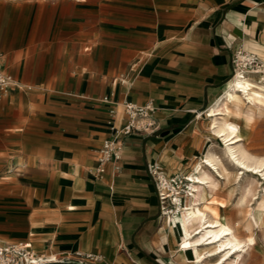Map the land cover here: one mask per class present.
<instances>
[{
	"label": "crops",
	"instance_id": "obj_1",
	"mask_svg": "<svg viewBox=\"0 0 264 264\" xmlns=\"http://www.w3.org/2000/svg\"><path fill=\"white\" fill-rule=\"evenodd\" d=\"M239 48L264 60V0H0V242L189 264L148 165L189 172ZM129 101L154 132L116 131ZM116 136L122 158L98 173Z\"/></svg>",
	"mask_w": 264,
	"mask_h": 264
},
{
	"label": "bare ground",
	"instance_id": "obj_2",
	"mask_svg": "<svg viewBox=\"0 0 264 264\" xmlns=\"http://www.w3.org/2000/svg\"><path fill=\"white\" fill-rule=\"evenodd\" d=\"M257 107H264V71L240 69L230 79L222 95L208 107L207 114L213 120L212 132L223 143L224 153L233 169L230 170L210 148L187 174L189 191L182 201L180 214L173 218V222L180 247L190 263L242 264L243 255L239 252H248L252 247L249 240H243L239 235V226L232 224L223 212L224 202L212 197V193L218 192L222 185L211 180V172L218 179H223L231 192L234 190L233 182L243 174L264 177V158L253 155L244 146V135L237 121L225 122L240 111L251 116ZM255 181L246 178L242 184L245 198L255 190Z\"/></svg>",
	"mask_w": 264,
	"mask_h": 264
},
{
	"label": "built area",
	"instance_id": "obj_3",
	"mask_svg": "<svg viewBox=\"0 0 264 264\" xmlns=\"http://www.w3.org/2000/svg\"><path fill=\"white\" fill-rule=\"evenodd\" d=\"M0 52V97L6 94L14 84L12 76L7 73L2 64ZM233 76L237 70L264 71V60L255 52L245 51L239 48L235 51L232 60ZM232 76V77H233ZM107 100V98H106ZM129 121L121 129L116 130L124 134H130L134 130L145 129L154 132L155 123L147 118L152 110L151 105L140 106L133 102L124 103ZM122 158V142L118 137L104 142L100 157L98 173L105 171V164L109 161L118 162ZM148 173L153 181L160 201L161 212L168 220H172L181 212L182 201L189 191L187 173L167 175L163 166L158 162L148 165ZM52 262H64L73 264H112L103 255L94 252L73 251L61 253L58 256L45 257L39 255L31 242L8 243L0 242V264H45Z\"/></svg>",
	"mask_w": 264,
	"mask_h": 264
},
{
	"label": "rangeland",
	"instance_id": "obj_4",
	"mask_svg": "<svg viewBox=\"0 0 264 264\" xmlns=\"http://www.w3.org/2000/svg\"><path fill=\"white\" fill-rule=\"evenodd\" d=\"M252 74L257 75L255 73ZM244 107L246 108L247 105H244ZM254 111L255 113L251 116L245 111H240L235 116L225 119V122L237 121L244 135V141H242L244 146L253 155L264 158V107L254 108ZM210 121L211 119H209L211 127L212 123ZM206 135V146L201 148L198 155L185 170H188L190 174L193 166L202 159L210 148H213L226 166L232 170L233 167L229 164L227 156L224 153L223 143L212 132V129ZM246 178L256 180V188L247 198L242 194V184ZM211 180L219 182L222 185V188L218 192L212 193V197L224 202V206L222 207L223 212L228 216L232 224L239 226V235L242 239L249 240L252 244L248 252H239L243 255L242 264H264V177L258 174H243L237 181L233 182L234 190L232 192L229 191L224 180L218 179L215 173L211 172ZM188 257L190 259V256ZM189 264L194 263L191 262Z\"/></svg>",
	"mask_w": 264,
	"mask_h": 264
}]
</instances>
